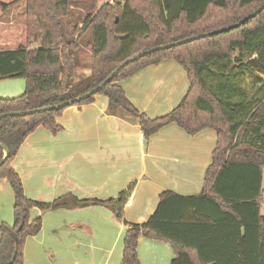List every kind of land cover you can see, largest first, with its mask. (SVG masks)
<instances>
[{
  "label": "trees",
  "instance_id": "obj_1",
  "mask_svg": "<svg viewBox=\"0 0 264 264\" xmlns=\"http://www.w3.org/2000/svg\"><path fill=\"white\" fill-rule=\"evenodd\" d=\"M96 4L97 0H93ZM264 0H115L76 25L68 39L64 20L70 0H0V82L23 79L24 92L0 98V114L26 112L77 98L97 87L118 66L137 54L232 26ZM90 47V75L73 83L77 56ZM172 59L186 72L189 89L168 114L150 119L126 97L119 83L139 70ZM249 78L257 91L241 85ZM107 98V113L137 124L144 141L176 124L194 135L216 133V148L204 177L203 193L182 197L163 192L154 213L141 224H126L123 205L129 187L117 199L99 201L62 197L51 203L24 195L11 168L24 141L42 127L60 131L56 118L69 108L0 119V144L8 156L0 166L14 197L13 224L0 223V264H24L27 237L36 236L41 218L30 211L70 207H110L128 225L121 264H140V238L168 243L171 264H264V10L240 26L167 50L152 52L125 65L97 94L73 106ZM4 152L0 148V162ZM193 251L195 256H190Z\"/></svg>",
  "mask_w": 264,
  "mask_h": 264
},
{
  "label": "crops",
  "instance_id": "obj_2",
  "mask_svg": "<svg viewBox=\"0 0 264 264\" xmlns=\"http://www.w3.org/2000/svg\"><path fill=\"white\" fill-rule=\"evenodd\" d=\"M83 21L65 27L71 32L65 31L68 39L77 38L72 28H81ZM90 63V47L84 43L73 83L89 77ZM119 85L150 119L171 112L189 89L186 72L172 59L147 66ZM107 106V98L97 95L90 104L65 109L56 118L60 126L56 134L40 127L28 136L10 165L27 199L42 203L62 197L107 201L132 187L123 205V220L129 225L146 222L163 192L182 197L203 193L205 173L216 148L212 129L190 135L172 123L146 143L137 124L108 115ZM13 204L8 181L0 179V223L13 224ZM261 212L262 206L264 216ZM38 217L42 227L25 240L24 264H121L128 225L116 219L110 207L30 211L31 220ZM137 254L140 264H171L174 258L168 243L145 238L139 239ZM189 255L195 253L189 251Z\"/></svg>",
  "mask_w": 264,
  "mask_h": 264
},
{
  "label": "water",
  "instance_id": "obj_3",
  "mask_svg": "<svg viewBox=\"0 0 264 264\" xmlns=\"http://www.w3.org/2000/svg\"><path fill=\"white\" fill-rule=\"evenodd\" d=\"M263 10H264V4L261 7H259L258 9H256L255 11H253L251 14L247 15L246 17H244L238 23H236V24H234L232 26H229L227 28H222V29H219V30H215V31H212V32L205 33V34H200L198 36H194V37H191V38H187V39H184V40L177 41L175 43H171V44L164 45V46H159V47L150 49L148 51L141 52V53L137 54L136 56L130 58L129 60L125 61L123 64L118 66L116 69H114L103 80V82H101L97 87L89 90L88 92H86L85 94H83V95H81V96H79L77 98H74L72 100L65 101V102H62V103H59V104H55V105H52V106L37 108V109L26 111V112H13V113H9V114H0V119L5 118L7 116H26V115H31V114H35V113L48 112V111H54V110L62 109V108H65V107H71V106H73L75 104H78L81 101H83V100H85V99L97 94L100 90L103 89V87L105 85H107L109 82H111L113 80V78L119 73V71L125 65H127L128 63L134 62V61H136V60H138V59H140V58H142V57H144V56H146V55H148V54H150L152 52L161 51V50H167V49L179 46V45L186 44V43L191 42V41H195V40H198V39H201V38H206V37H209V36H213V35H217L219 33H223V32L229 31V30H231L233 28H236V27L240 26L241 24L245 23L246 21L256 17ZM0 148L4 152V158L0 162V166H1L3 164L5 158L8 156V151H7L6 147L4 145H2V144H0ZM0 239H1V234H0Z\"/></svg>",
  "mask_w": 264,
  "mask_h": 264
},
{
  "label": "rangeland",
  "instance_id": "obj_4",
  "mask_svg": "<svg viewBox=\"0 0 264 264\" xmlns=\"http://www.w3.org/2000/svg\"><path fill=\"white\" fill-rule=\"evenodd\" d=\"M93 4L96 6L97 9L101 8L102 6H106L104 0H97L96 4L93 0H70V7H69V17L66 18L64 21V29L65 27H70L72 24H78L82 22L87 16L93 14ZM68 34L71 35L70 30L65 29ZM241 85L245 88L250 96L254 95L257 91L256 87L252 83V80L247 78L246 80H242ZM25 90V81L23 79H8L3 80L0 82V96L4 98H15L20 96ZM264 180V178H263ZM264 184V182H263ZM264 215V197L262 203V212ZM10 216L12 214L10 212ZM13 217L10 218V220ZM7 224V223H6ZM10 226V224H7ZM12 226V225H11ZM24 260V257H23Z\"/></svg>",
  "mask_w": 264,
  "mask_h": 264
},
{
  "label": "built area",
  "instance_id": "obj_5",
  "mask_svg": "<svg viewBox=\"0 0 264 264\" xmlns=\"http://www.w3.org/2000/svg\"><path fill=\"white\" fill-rule=\"evenodd\" d=\"M105 3L109 4V5H112L114 4L115 0H104Z\"/></svg>",
  "mask_w": 264,
  "mask_h": 264
}]
</instances>
